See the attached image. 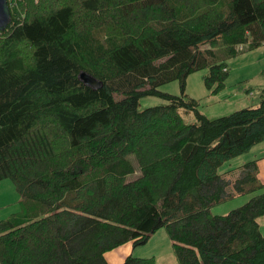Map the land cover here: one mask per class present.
Wrapping results in <instances>:
<instances>
[{
    "label": "trees",
    "instance_id": "16d2710c",
    "mask_svg": "<svg viewBox=\"0 0 264 264\" xmlns=\"http://www.w3.org/2000/svg\"><path fill=\"white\" fill-rule=\"evenodd\" d=\"M13 1L0 31V180L38 205L0 220V264H109L107 251L160 227L178 264H264L259 158L219 170L264 143V87L257 106L213 118L185 93L201 69L209 93L225 86L217 49L263 46L264 0ZM171 81L179 95L159 90ZM144 96L165 103L138 109Z\"/></svg>",
    "mask_w": 264,
    "mask_h": 264
},
{
    "label": "rangeland",
    "instance_id": "374dc122",
    "mask_svg": "<svg viewBox=\"0 0 264 264\" xmlns=\"http://www.w3.org/2000/svg\"><path fill=\"white\" fill-rule=\"evenodd\" d=\"M12 2H14L12 0ZM263 45V44H262ZM243 49L245 46L243 45ZM217 61H224L228 75L225 86L217 93L211 94L204 85V76L207 69L197 70L186 78L185 93L199 102V111L209 118L226 115L242 107H255L259 104V95L264 87V45L258 49L239 52L236 56H223L217 49ZM159 90L179 95L178 81H171L159 87ZM165 101L158 96H144L138 101V109L163 104ZM191 114L183 113L186 122L192 120ZM264 154V143L254 146L250 151L233 157L223 163L220 172L239 167L241 164L260 157ZM255 193L235 195L211 208L213 214H225L230 209L245 203ZM36 202L27 201L25 204L16 187L10 179L0 180V220L11 214L33 211L37 208ZM261 220V221H260ZM261 230L264 234V218L260 217ZM132 254L135 257H154L156 264H178L173 253L171 241L164 227L158 228L150 235L144 244L133 245L126 242L113 250L107 251V261L111 264H122L124 258Z\"/></svg>",
    "mask_w": 264,
    "mask_h": 264
},
{
    "label": "water",
    "instance_id": "95a60500",
    "mask_svg": "<svg viewBox=\"0 0 264 264\" xmlns=\"http://www.w3.org/2000/svg\"><path fill=\"white\" fill-rule=\"evenodd\" d=\"M10 20L11 14L7 0H0V31L5 30L10 23ZM79 78L84 84L89 85L92 88H98L101 86V82L86 71H81L79 73Z\"/></svg>",
    "mask_w": 264,
    "mask_h": 264
},
{
    "label": "crops",
    "instance_id": "0c3cea01",
    "mask_svg": "<svg viewBox=\"0 0 264 264\" xmlns=\"http://www.w3.org/2000/svg\"><path fill=\"white\" fill-rule=\"evenodd\" d=\"M262 144V143H261ZM260 145V144H259ZM257 146V145H256ZM259 158L258 159V162H257V165H258V171H257V178L260 182L264 183V154L263 155H260V157H257ZM264 218V216L262 217ZM261 221V220H260ZM260 224V228H261V223L259 222ZM262 231V230H261ZM115 249V248H114ZM132 255V254H131ZM105 258H106V255H105ZM107 260V258H106ZM109 263V262H108ZM111 264V263H109Z\"/></svg>",
    "mask_w": 264,
    "mask_h": 264
},
{
    "label": "built area",
    "instance_id": "2783aa9c",
    "mask_svg": "<svg viewBox=\"0 0 264 264\" xmlns=\"http://www.w3.org/2000/svg\"><path fill=\"white\" fill-rule=\"evenodd\" d=\"M263 45H264V43H263ZM242 47H243V46H242V45H240V47H239V48L241 49Z\"/></svg>",
    "mask_w": 264,
    "mask_h": 264
}]
</instances>
